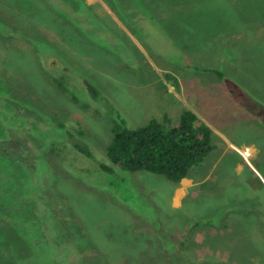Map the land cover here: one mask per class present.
<instances>
[{"label":"rangeland","instance_id":"374dc122","mask_svg":"<svg viewBox=\"0 0 264 264\" xmlns=\"http://www.w3.org/2000/svg\"><path fill=\"white\" fill-rule=\"evenodd\" d=\"M108 1L0 0L1 257L264 264V0ZM185 108L214 148L177 185L109 162L115 114Z\"/></svg>","mask_w":264,"mask_h":264},{"label":"trees","instance_id":"16d2710c","mask_svg":"<svg viewBox=\"0 0 264 264\" xmlns=\"http://www.w3.org/2000/svg\"><path fill=\"white\" fill-rule=\"evenodd\" d=\"M166 76L171 77L169 74ZM52 78L57 81L56 78ZM170 79L176 83L174 78ZM58 85L63 88L60 83ZM71 96L74 101L77 100L75 95ZM170 121V117L164 115L162 120L150 119L144 125L130 128L119 115L115 114L111 127V141L106 148L109 162L130 172L147 170L162 174L177 185L188 175L192 167L201 163L214 146L212 130L194 111L185 108L174 126L170 127ZM76 148L89 155L88 150L82 145L76 144ZM101 168L106 175L112 171L103 163ZM0 240V264H6V260H13V264H23L16 263L11 257H1L4 248L3 251L6 253L8 243L5 244L1 236ZM6 254L13 255L12 252Z\"/></svg>","mask_w":264,"mask_h":264}]
</instances>
